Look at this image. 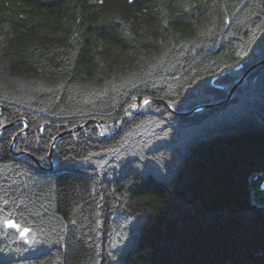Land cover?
<instances>
[{
	"label": "trees",
	"instance_id": "trees-1",
	"mask_svg": "<svg viewBox=\"0 0 264 264\" xmlns=\"http://www.w3.org/2000/svg\"><path fill=\"white\" fill-rule=\"evenodd\" d=\"M0 106V264H264V0H0Z\"/></svg>",
	"mask_w": 264,
	"mask_h": 264
},
{
	"label": "water",
	"instance_id": "water-1",
	"mask_svg": "<svg viewBox=\"0 0 264 264\" xmlns=\"http://www.w3.org/2000/svg\"><path fill=\"white\" fill-rule=\"evenodd\" d=\"M259 63H261V61H260V62H257V63L254 64L253 66L249 67V68H248V69H247V70H246V71H245V72L239 77V79H237V81L234 83V85H233L232 88L230 89L227 98H229V97L231 96L232 92H233V91H234V90H235V89H236V88H237V87H238V86H239V85L245 80V78L247 77L248 73H249L251 70H253V68H254L256 65H258ZM151 100H153V99H151V98H145V99L142 101L141 107H140V109H139L138 112H128V113H125V115H123V117L121 118V120H123V119H125V118H128V117H130V116H133V115H135V114H142L144 103L147 102V101H151ZM161 102L164 104L165 107H167L170 111H172L173 113H175V114H177V115H191V114H193V113H194L195 111H197V110H200V109H206V108H208V107L211 106V104H204V105L198 106V107H196V108H194V109H191V110H189V111H185V112H175V111H173V110L168 106V104H167L165 101L162 100ZM0 108H1V111H0V117H2V106H0ZM121 120H120V122H121ZM91 122L95 123L96 125H99V123L96 122L95 120H92ZM13 124H14V123L11 122V123H8V124H4V125H2V126L0 127V133H1L2 130H4L5 128H7V127H9V126H11V125H13ZM85 126H86V124H82V125L76 126V127H74V128L66 129V130L62 131L61 133H59V134L54 138V140H53V142H52V144H51L50 152H49V159H50L49 164H50V169H53V167H54L53 161L51 160V154H52L53 147H54V145L56 144L57 140H58L62 135L67 134V133H72V132L79 131V130H81V129H84ZM118 128H119V125H118ZM27 130H28V125L25 123L24 128H23L22 130H20L19 132H17V133L14 135V137L12 138V145H11V147H13V144H14L16 138H17L19 135H21V134H23V133H26ZM12 149H13V148H12ZM21 154H27V155H29V156H30V157H31L36 163H38L37 160H36V158H35L33 155H30V154H28V153H26V152H24V151L15 152V155H16V156L21 155ZM43 169H44V167H43ZM12 225H13V221L6 222V226H7V227L12 226Z\"/></svg>",
	"mask_w": 264,
	"mask_h": 264
},
{
	"label": "rangeland",
	"instance_id": "rangeland-1",
	"mask_svg": "<svg viewBox=\"0 0 264 264\" xmlns=\"http://www.w3.org/2000/svg\"><path fill=\"white\" fill-rule=\"evenodd\" d=\"M148 102V101H147ZM146 103V102H145ZM145 103H144V105H145ZM99 129H100V133L101 134H106L107 133V131H105V130H102V127H99Z\"/></svg>",
	"mask_w": 264,
	"mask_h": 264
},
{
	"label": "bare ground",
	"instance_id": "bare-ground-1",
	"mask_svg": "<svg viewBox=\"0 0 264 264\" xmlns=\"http://www.w3.org/2000/svg\"><path fill=\"white\" fill-rule=\"evenodd\" d=\"M146 105V104H145ZM139 109V108H138Z\"/></svg>",
	"mask_w": 264,
	"mask_h": 264
}]
</instances>
